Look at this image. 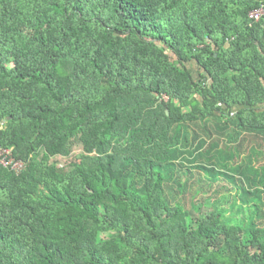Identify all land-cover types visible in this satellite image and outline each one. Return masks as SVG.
I'll list each match as a JSON object with an SVG mask.
<instances>
[{"label":"trees","instance_id":"trees-1","mask_svg":"<svg viewBox=\"0 0 264 264\" xmlns=\"http://www.w3.org/2000/svg\"><path fill=\"white\" fill-rule=\"evenodd\" d=\"M262 5L0 0V264H264Z\"/></svg>","mask_w":264,"mask_h":264},{"label":"built area","instance_id":"built-area-1","mask_svg":"<svg viewBox=\"0 0 264 264\" xmlns=\"http://www.w3.org/2000/svg\"><path fill=\"white\" fill-rule=\"evenodd\" d=\"M250 18L254 21H259L264 17V6H260L258 9L250 13ZM0 165L5 168H10L13 171H20L24 169V162L18 161L14 157L12 150H0Z\"/></svg>","mask_w":264,"mask_h":264},{"label":"rangeland","instance_id":"rangeland-1","mask_svg":"<svg viewBox=\"0 0 264 264\" xmlns=\"http://www.w3.org/2000/svg\"><path fill=\"white\" fill-rule=\"evenodd\" d=\"M231 112H232V111H231ZM233 112H234V111H233ZM76 155H78V151L75 152L74 155H72V156L74 157V156H76ZM73 157H72V158H73ZM204 158H205V159H209L208 156H204ZM70 159H71V158H69V159H65V158L59 157V158L57 159L56 162L58 163L59 166H64V165H66V164H68V163L70 162ZM234 161H235V158H234ZM228 209H229V207H228Z\"/></svg>","mask_w":264,"mask_h":264},{"label":"crops","instance_id":"crops-1","mask_svg":"<svg viewBox=\"0 0 264 264\" xmlns=\"http://www.w3.org/2000/svg\"><path fill=\"white\" fill-rule=\"evenodd\" d=\"M235 112H237V110H234ZM257 167H261L259 164H258V166Z\"/></svg>","mask_w":264,"mask_h":264},{"label":"clouds","instance_id":"clouds-1","mask_svg":"<svg viewBox=\"0 0 264 264\" xmlns=\"http://www.w3.org/2000/svg\"><path fill=\"white\" fill-rule=\"evenodd\" d=\"M251 13V12H250ZM250 15V14H249ZM10 150V149H9ZM4 167V166H3Z\"/></svg>","mask_w":264,"mask_h":264}]
</instances>
